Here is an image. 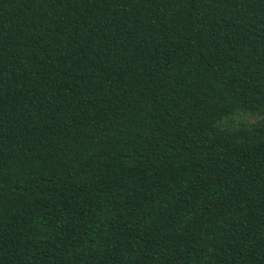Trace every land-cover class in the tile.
I'll return each instance as SVG.
<instances>
[{
    "label": "trees",
    "instance_id": "1",
    "mask_svg": "<svg viewBox=\"0 0 264 264\" xmlns=\"http://www.w3.org/2000/svg\"><path fill=\"white\" fill-rule=\"evenodd\" d=\"M0 264H264V0H0Z\"/></svg>",
    "mask_w": 264,
    "mask_h": 264
},
{
    "label": "rangeland",
    "instance_id": "2",
    "mask_svg": "<svg viewBox=\"0 0 264 264\" xmlns=\"http://www.w3.org/2000/svg\"><path fill=\"white\" fill-rule=\"evenodd\" d=\"M251 120L255 121V120H256V118H251Z\"/></svg>",
    "mask_w": 264,
    "mask_h": 264
}]
</instances>
